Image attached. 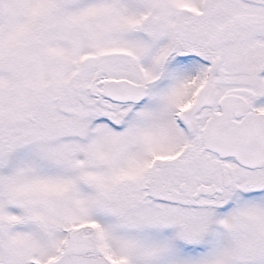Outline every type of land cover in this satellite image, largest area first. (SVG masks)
I'll list each match as a JSON object with an SVG mask.
<instances>
[{"label":"snow or ice","instance_id":"1","mask_svg":"<svg viewBox=\"0 0 264 264\" xmlns=\"http://www.w3.org/2000/svg\"><path fill=\"white\" fill-rule=\"evenodd\" d=\"M0 264H264V0H0Z\"/></svg>","mask_w":264,"mask_h":264}]
</instances>
